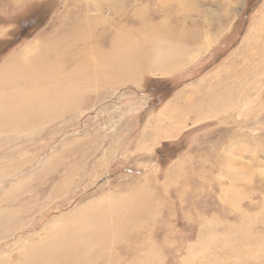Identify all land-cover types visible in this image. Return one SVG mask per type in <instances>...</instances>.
Listing matches in <instances>:
<instances>
[{"label":"rangeland","instance_id":"rangeland-1","mask_svg":"<svg viewBox=\"0 0 264 264\" xmlns=\"http://www.w3.org/2000/svg\"><path fill=\"white\" fill-rule=\"evenodd\" d=\"M153 36L180 45L173 62L153 74L144 59L133 82L109 67L80 110L0 148V172L19 171L1 173L0 211L29 205L0 226V264H16L50 222L142 193L155 217L139 220V234L156 264H264V0H0V70L50 53L58 39L68 71L126 42L147 53ZM83 139L25 195L5 196L61 144Z\"/></svg>","mask_w":264,"mask_h":264},{"label":"bare ground","instance_id":"bare-ground-1","mask_svg":"<svg viewBox=\"0 0 264 264\" xmlns=\"http://www.w3.org/2000/svg\"><path fill=\"white\" fill-rule=\"evenodd\" d=\"M65 38L69 43L71 38ZM148 42L150 48L147 53L132 49V46H127L126 42L123 45L120 44L119 46L123 47H121L122 50L117 47L112 52V56L101 57L100 60L94 57V62L92 61L89 66L84 68L77 65L78 67L67 71L62 59L65 53L57 51V48L66 46V44L64 40L58 39L55 44L50 45L53 47L50 53L44 51L34 60L1 68L0 148H6L9 143L17 146L20 140L27 142L29 138L36 136L42 127L52 123L56 117L68 111L80 110L79 108L83 107L82 104H79L82 101L80 98L89 93L92 88L101 85V82L104 85L109 81V77H107L110 73L107 71L110 70L109 67L111 70L116 68L121 72L118 79L129 82L135 78L133 76H136L137 71L141 68L138 64L142 60L146 59L145 61L150 64L149 70L155 74L161 66L163 67L167 62H173L181 53L178 43L162 45L161 39L156 36H153ZM120 55H124L123 59H119ZM117 61L119 64H116ZM164 69L160 72L163 73ZM116 78H112V80ZM116 80L111 84L116 83ZM206 107L210 110L211 105H206ZM161 126L163 125H157L156 130L160 131ZM145 130L142 136L145 134ZM151 132L154 133L152 130ZM6 133H10L11 136L7 138ZM82 143H84V139L61 144L55 153L44 161L35 176L30 175L25 180H17L12 183L5 196H9L14 191L17 196H20L21 193L25 195L29 182L37 176L56 171L60 165H63L66 157L70 158L74 154L75 148L81 146ZM21 148L16 147L15 150ZM10 166L12 164L3 169L0 176L5 172H19ZM80 169L81 165L77 166V169L74 168L73 171H80ZM13 174H9V176ZM62 183L64 182L60 183L61 186ZM146 196L148 197L142 193L131 197V199H126L127 196L123 195L107 202H94L60 218L62 223L58 226L52 227L53 221L50 222L45 229L42 228L46 232L44 238L38 239V242L29 245V247L25 245L28 250L23 253L24 256L20 255L16 264H156L158 251H153L152 247L148 246L150 238L145 239L139 234L142 230L139 220L143 219L150 223L154 216L147 210L150 200ZM25 204L26 207L23 208L22 205L1 210L0 226H3L4 223L9 224L19 213H25L29 206L28 203ZM28 221L31 222V219ZM131 239L132 242L127 243V246H122L124 240ZM117 249L121 250L117 253L114 252ZM123 252L131 255L127 256L129 261H122L120 254H124Z\"/></svg>","mask_w":264,"mask_h":264}]
</instances>
